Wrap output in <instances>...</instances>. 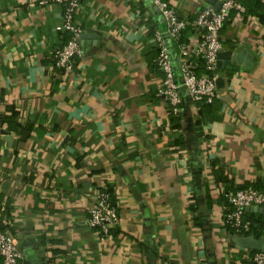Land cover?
Instances as JSON below:
<instances>
[{
    "label": "crops",
    "instance_id": "crops-1",
    "mask_svg": "<svg viewBox=\"0 0 264 264\" xmlns=\"http://www.w3.org/2000/svg\"><path fill=\"white\" fill-rule=\"evenodd\" d=\"M168 1L187 22L214 7L209 0ZM259 2L232 12L221 30L219 53L230 58L219 59L216 76L224 83L213 110L201 118L199 103L182 90L174 123L157 96L163 74L152 38L165 22L150 0H81L73 22L82 54L70 76L52 58L67 37L55 31L61 6L0 0V115L13 107L19 124L31 126L26 139L0 130V230L25 262L242 264L261 247L264 235L223 228L216 191L255 183L264 189ZM194 34L186 25V41ZM165 40L179 77L177 44ZM103 183L119 221L113 239L102 241L87 219ZM232 236L243 238L241 246Z\"/></svg>",
    "mask_w": 264,
    "mask_h": 264
},
{
    "label": "built area",
    "instance_id": "built-area-1",
    "mask_svg": "<svg viewBox=\"0 0 264 264\" xmlns=\"http://www.w3.org/2000/svg\"><path fill=\"white\" fill-rule=\"evenodd\" d=\"M159 10L165 24L162 29L155 28L153 44L157 49L155 64L162 72L163 79L157 96L169 113L178 115L184 102L182 90L192 103H211L218 98L216 71L218 54L221 51L220 33L232 12L241 13L245 7L243 0H219L220 7L208 6L199 10L197 16L187 22L179 18L175 7L168 0H150ZM42 6L50 4L62 8L61 23L56 32L66 33L65 42L52 52L55 66L63 76H70L82 50L79 42L80 28L73 22L74 15L80 8L81 0H38ZM195 31L191 41L178 42L183 30L188 25ZM165 36L177 43L180 56V75H175L169 44ZM222 195V226L234 235H244L250 229V222L245 219L246 207L264 208V189L253 186L230 190L217 188ZM117 207L111 202L109 185L101 184L95 190V200L89 209L87 224L96 230L100 240H112V230L118 225ZM1 264H28L15 246L13 238L0 230ZM247 261L264 264V248L246 254Z\"/></svg>",
    "mask_w": 264,
    "mask_h": 264
},
{
    "label": "trees",
    "instance_id": "trees-1",
    "mask_svg": "<svg viewBox=\"0 0 264 264\" xmlns=\"http://www.w3.org/2000/svg\"><path fill=\"white\" fill-rule=\"evenodd\" d=\"M243 4H249L251 2L253 3H257L259 4V0H243ZM262 13V12H261ZM191 28V27H190ZM192 29V28H191ZM185 30V29H184ZM183 30V31H184ZM183 41H186L184 35H183V32L180 36V39L178 42H183ZM176 43V42H175ZM177 44V43H176ZM215 101L211 102V103H204V102H199V109H198V114L200 115V117L203 119L205 118L204 116L207 115V112L213 110V107H214V103ZM11 113L10 115H0V130L5 128V129H9L11 131H17L19 133H21V137L23 139H26L28 138L29 136V133L31 131V126H26V127H22L19 122L17 121V112L16 110L11 107L9 108ZM170 116L173 120V122L177 123L178 119H179V114L178 115H174L172 113H170ZM200 118V119H201ZM214 118H218V116H211L210 119H214ZM103 184H108V183H103ZM109 185V192H110V198H111V202L116 206V204L114 203V199L112 198V189L110 187V184ZM247 186H253L257 189H262V187L258 186L256 183L255 184H248V185H245V186H242V187H239L238 189H241V188H245ZM226 188V187H225ZM226 189H230L232 190L231 188H226ZM234 190H237V189H234ZM221 200L223 201V198H221ZM251 215L248 214V212L244 211V217L246 220H248L250 222V229L244 234H249V233H252L254 236L256 237H261L262 235H264V216L263 215H258L257 218H252L250 217ZM228 233H234L233 229L232 228H228ZM113 231V230H112ZM252 252H255V251H252ZM242 264H253L251 263L250 261H243Z\"/></svg>",
    "mask_w": 264,
    "mask_h": 264
},
{
    "label": "water",
    "instance_id": "water-1",
    "mask_svg": "<svg viewBox=\"0 0 264 264\" xmlns=\"http://www.w3.org/2000/svg\"><path fill=\"white\" fill-rule=\"evenodd\" d=\"M210 2H212L213 4H214V9H218L219 7H220V2H214V0H209ZM80 38H81V36H80ZM79 38V39H80ZM230 58V53L228 52V53H219L218 54V60H217V67H222V65L220 64V58ZM224 80H223V78L222 77H217L216 78V84H217V86L218 87H222L223 86V82ZM245 211L246 212H249V211H254V212H257V213H259V214H263L264 215V208L263 207H257V206H253V207H246L245 208ZM232 239H233V241L235 242V244L237 245V246H241V242H243V238L242 237H237V236H232L231 237ZM261 242H259V243H261V247H259L258 248V250H261V249H263L264 248V239H262L261 238V240H260Z\"/></svg>",
    "mask_w": 264,
    "mask_h": 264
}]
</instances>
